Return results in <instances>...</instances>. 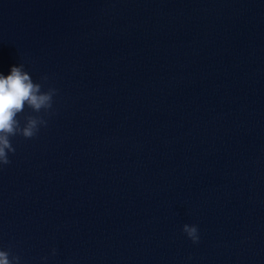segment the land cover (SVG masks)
Returning <instances> with one entry per match:
<instances>
[{
  "label": "water",
  "instance_id": "95a60500",
  "mask_svg": "<svg viewBox=\"0 0 264 264\" xmlns=\"http://www.w3.org/2000/svg\"><path fill=\"white\" fill-rule=\"evenodd\" d=\"M20 64L57 95L0 165V250L264 264V0H0Z\"/></svg>",
  "mask_w": 264,
  "mask_h": 264
},
{
  "label": "clouds",
  "instance_id": "9594fccd",
  "mask_svg": "<svg viewBox=\"0 0 264 264\" xmlns=\"http://www.w3.org/2000/svg\"><path fill=\"white\" fill-rule=\"evenodd\" d=\"M47 79L43 78L45 82ZM56 95L55 88L45 91L44 83L34 82L23 64L11 67L7 76L0 74V165L11 163L9 153L16 151L13 137L33 139L42 126H47V121L39 114L51 113ZM26 107L37 115H22ZM183 232L194 244L199 243L197 226L186 224ZM0 264H20V257L0 250Z\"/></svg>",
  "mask_w": 264,
  "mask_h": 264
}]
</instances>
